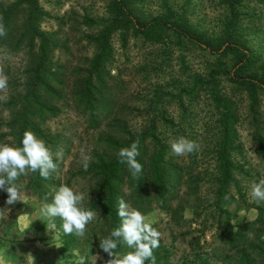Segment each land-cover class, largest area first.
<instances>
[{
	"label": "trees",
	"instance_id": "16d2710c",
	"mask_svg": "<svg viewBox=\"0 0 264 264\" xmlns=\"http://www.w3.org/2000/svg\"><path fill=\"white\" fill-rule=\"evenodd\" d=\"M249 1L263 0H222L227 14L216 34L209 36L192 26L184 13L169 6L152 15L144 12L138 0H106L107 18L95 28L93 35L88 36V41L94 46L92 56L69 69L59 58H53V51L59 48L57 31L48 32L40 27L46 13L39 1L0 0V68L4 70L2 76L7 85L4 104L9 111L4 125L13 144L2 161L4 172L0 174V185L8 189L18 178L25 177V185L35 199L44 204L50 203L61 190L63 181L57 160L62 153L57 152L58 156L52 153L64 140L60 133H51L44 128L46 120L72 105L85 116L87 128L106 124L113 135L100 140L103 152H94L95 161L82 170L89 177V188L93 192L92 202L82 219L89 226L81 231L84 225L70 224L78 226L79 233L82 232L77 239H86V244L89 242L111 261L114 240L119 237L121 228L120 205L130 199L132 209L140 215L151 209L149 201L152 199L159 207L165 208L163 203L168 194L172 196L182 182L184 168L173 161L171 153L168 154L169 137L176 136L179 122L167 116L162 104L170 101L181 104V93L187 90L188 79L183 81L179 78L186 64L182 48L190 45L208 60L203 74L192 73V87L197 93H205L218 113L219 136L214 153L219 177L212 202L216 212V236L221 239L217 246L223 245V238L239 237L243 223L235 222L231 212L219 204L225 199L224 191L233 180L229 153L235 122L234 106L220 85L225 81L229 90L246 95L250 118L255 121L260 97L264 96V55L262 50L251 49L246 38L238 32V7ZM113 34L121 47L131 37L169 49L170 57L171 50H178L176 59L180 72L177 70L175 73L172 64L167 63L164 84L154 88L161 91L154 93V100L144 101V112L143 115L137 113L140 120L136 127L128 126L125 112L118 108L120 100L117 98L119 87L116 76L109 75L114 57L110 43ZM11 59L17 61L11 65ZM131 107L137 110V105ZM254 139L256 152L264 160V139L259 135H255ZM193 164L189 162L187 166ZM124 183L128 185L126 191ZM146 198L148 201L145 203ZM256 208V221L262 228L263 210L258 205ZM54 214L56 219L59 218L58 210ZM172 219L177 223L180 221V217ZM12 220L10 218L9 222ZM100 225H105L106 229ZM98 227L99 230H96ZM151 229H155V224L134 223L132 230L130 228L134 236L145 244L146 234L152 237L151 241L158 240ZM194 245L197 252L202 250L197 243ZM146 248L152 252L151 246L146 244ZM140 259L136 257L134 260ZM148 262L144 258L143 263ZM196 262L194 264H207L199 258Z\"/></svg>",
	"mask_w": 264,
	"mask_h": 264
},
{
	"label": "rangeland",
	"instance_id": "374dc122",
	"mask_svg": "<svg viewBox=\"0 0 264 264\" xmlns=\"http://www.w3.org/2000/svg\"><path fill=\"white\" fill-rule=\"evenodd\" d=\"M38 1L46 13L40 27L48 32L57 31L59 48L53 51V58H59L69 69L82 64L85 58H90L94 46L88 41V36L93 35L95 28L107 18L106 0ZM138 5L145 13L152 15L169 6L184 13L192 26L209 36L216 34L227 14L222 0H138ZM238 13V32L246 38L251 49L262 50L264 55V0L249 1L238 7ZM110 43L114 57L109 75L116 76L119 87L117 98L120 100L118 108L125 112L124 118L128 126L136 127L140 120L137 113L143 115L144 112V101L154 100V93L161 91L154 88L164 84L167 63L172 64L175 73L177 70L180 72L176 59L178 50H171L170 57L169 49L131 37L121 47L114 34ZM182 49L186 64L179 78L183 81L188 78L187 90L181 93L180 105L174 101L162 104L167 116L179 122L176 136L169 137L168 154L171 153L173 161L184 168L182 182L172 196L168 194L163 203L165 208L159 207L152 199L149 201L151 209L140 215L132 209L130 199L120 205L121 228L119 237L114 240L112 261L107 260V264H194L198 258L205 260L207 264H264V226L261 228L256 221L257 205L263 210L261 214L264 217V160L256 152L257 143L254 139L255 135L264 139V96L260 97L256 120L253 121L247 109L246 95L241 91L229 90L225 81L220 85L234 106L235 122L229 153L233 165V180L224 191L225 199L219 204L231 212L235 222L241 221L243 228L240 229L242 231L239 237L223 238V245L217 246L221 239L216 236L218 229L212 202L219 177L214 153L219 136L218 113L209 97L205 93L194 91L191 84L193 72L201 75L206 71L207 58L190 45H184ZM11 60V65L17 61ZM3 73V68H0V174L4 172L1 167L4 156L13 147L11 136L7 134L8 129L4 125L9 118V111L4 104L7 85ZM135 105L137 110L131 107ZM104 125L106 124H100L98 128H87L85 116L72 108V105L61 109L44 124L48 132L60 133L64 142L52 153L54 156H58L57 152L62 153L57 159L59 175L63 180L61 190L53 196L50 203L43 206L48 212L56 208L65 224L76 222L84 225L80 228L81 231L83 228L87 230L88 224L83 223L82 219L93 198L89 177L82 170L91 161H95L94 152H103L100 140L113 135L107 125ZM165 133L168 135L167 130ZM189 162L194 164L188 167ZM124 184L126 191L128 185ZM31 193L30 188L25 185V177L18 178L8 189L0 185V225L7 227L10 218L13 219L26 208L35 207V199ZM147 201L148 198L145 203ZM173 217H180L179 223ZM132 222L155 224V229L151 231L158 240L151 241L152 237L145 235L146 244L151 246L152 252H148L146 244L134 236L131 231L134 224ZM102 226L105 225H100ZM77 236L81 237L82 232ZM86 242L82 238L80 246L86 248ZM194 243L202 250L197 252L195 245L192 246ZM136 257H140V261L134 260ZM144 258L150 263H143Z\"/></svg>",
	"mask_w": 264,
	"mask_h": 264
},
{
	"label": "crops",
	"instance_id": "0c3cea01",
	"mask_svg": "<svg viewBox=\"0 0 264 264\" xmlns=\"http://www.w3.org/2000/svg\"><path fill=\"white\" fill-rule=\"evenodd\" d=\"M34 201V208L16 214L7 227L0 225V264H107L89 242L80 246L78 226L63 223L62 216L55 218L56 208L48 212Z\"/></svg>",
	"mask_w": 264,
	"mask_h": 264
}]
</instances>
